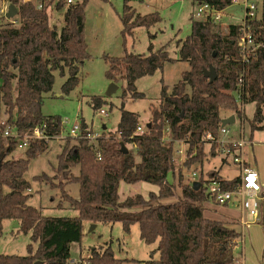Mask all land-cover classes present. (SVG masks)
<instances>
[{"label": "trees", "instance_id": "obj_1", "mask_svg": "<svg viewBox=\"0 0 264 264\" xmlns=\"http://www.w3.org/2000/svg\"><path fill=\"white\" fill-rule=\"evenodd\" d=\"M89 0H79L64 8V26L61 30L51 23L47 8L39 11L33 4H19L10 0L18 12V23L9 20L0 24V120L15 127L20 135L32 133L34 128L46 124L45 131L53 138L63 129L58 115H44V94L52 90L55 76H68L62 90L69 93L80 82L81 68L91 58L86 43L85 7ZM206 2L224 10L233 0H193ZM261 3H259L260 6ZM259 17L250 22L257 46L253 53L242 52L240 24L230 23L220 28L212 20L191 18V33L177 40L179 58L189 63L181 79L169 92L163 85L158 107L152 109L151 120L141 125L139 115L122 109L116 134L109 138L100 135L91 142V130L80 125L78 143L70 144V137L58 155L57 174L65 182L56 183L57 177L46 174L35 176L45 180L52 188H61V199L77 210L76 216H47L28 204L30 181L25 177L31 159L48 149L42 139L30 141L25 155L15 157L19 139H0V237L6 219L18 221L19 231L30 234L26 255L0 254V264H68L71 245L81 242L84 222H121L125 233L133 224L139 225L140 238L148 244L157 243L150 259L143 264H233L234 248L241 233L223 220L205 216L206 197L202 188L195 190L193 183H184L181 170V194L176 201L163 199L176 195L175 186L168 176L176 169L177 141L187 145L184 165L201 162L207 145L203 137L207 132L217 135L222 124L223 111H232L241 120L246 119L244 105L255 103L251 124L254 129L264 128V0ZM161 20L158 12L142 15L127 3L123 7V35L138 26L151 27ZM170 41L158 50L149 45V54L130 53L122 56L106 55L109 62L106 77L114 82L124 79L123 97H143L136 81L162 69L173 61L168 50ZM246 55V56H244ZM214 69L213 81L205 71ZM242 81V82H240ZM239 90L240 98L235 96ZM100 99L93 106H102ZM150 123L149 126L147 124ZM169 130V133L167 131ZM73 137V136H72ZM168 138V139H167ZM122 144L128 152L122 150ZM211 154H217L215 144H208ZM78 168V173H74ZM211 177L223 180L224 188H234L239 176L224 180L217 173ZM79 185L78 197L65 190V185ZM148 182L159 187L148 196L136 194L120 199L121 183ZM62 200L58 204L62 206ZM259 224L264 226V207ZM158 257H154V253ZM140 264L138 260L116 256L111 245L93 248L87 264Z\"/></svg>", "mask_w": 264, "mask_h": 264}, {"label": "rangeland", "instance_id": "obj_2", "mask_svg": "<svg viewBox=\"0 0 264 264\" xmlns=\"http://www.w3.org/2000/svg\"><path fill=\"white\" fill-rule=\"evenodd\" d=\"M260 4L259 14L263 10L262 1L255 0ZM127 3L136 13L142 15L158 12L161 20L151 27L138 26L133 32L123 35L124 24L122 21L123 7ZM7 5L5 0H0V10ZM243 0H233V3L224 11L223 24L241 23L244 17ZM198 5L192 0H89L85 7V30L84 35L88 45L91 58L86 60L81 68L80 82L77 87L66 93L62 90V85L66 81V75H61L59 71L54 72L55 81L50 92L44 94L42 113L44 115H58L65 120V125L59 136L48 141V149L31 159L25 177L30 181L31 189L29 205L37 207L47 216H76L78 211L70 207V203L61 199V188H52L45 180L36 179L35 176L49 175L57 177L56 183L65 182L64 176L57 174L59 158L66 143V138L70 137V130L73 126H80L83 122L91 130V142L101 134L106 138L110 134H116L122 109L134 112L139 115L140 124L144 125L151 120L152 109L158 107L161 100V90L165 85L170 92L173 86L181 79L182 72L190 68L187 61L179 58L177 40L184 39L191 33V18L197 12ZM64 8L49 11L52 24L58 29L64 26ZM0 19V24L4 23ZM224 29V26H220ZM170 41L168 50L173 61H168L162 69H158L152 75H146L136 81L137 90L144 93L143 97L133 98L129 93L123 97L126 81L120 79L115 82L117 90L108 95L112 80L106 77V70L109 62L106 55L122 56L126 49L130 53L149 54V45H153L154 50H158ZM1 82V81H0ZM113 89V88H112ZM102 101L101 108L93 106V100ZM104 109L107 115L101 114ZM256 106L250 102L244 105L246 119L244 120L247 134H251L250 121L253 118ZM232 111H223V117L231 114ZM264 115V107H263ZM3 117L2 119H4ZM240 118L230 124L237 134L241 129ZM264 124H260V127ZM104 126L107 128L104 129ZM70 137V144H77L78 138ZM254 163L264 177V128L254 129ZM130 148V145L127 146ZM207 144L204 148L205 155L201 162L192 166L184 165L187 158V145L182 141H177L175 172L168 176L171 184L175 186L176 195L163 199V202L176 201L181 194L179 186V174H183V182L191 183L195 180L202 181L204 190L207 181L212 173H217L224 178H235L240 176V166L231 160H225L220 154H211ZM261 149V150H260ZM180 150V151H179ZM15 157L25 155L24 149H17ZM253 157V156H252ZM251 159V158H250ZM74 173L79 169L74 168ZM193 172L197 175L193 176ZM264 179V178H263ZM159 187L148 182H138L135 184L123 183L120 188V199L124 200L128 196L143 194L148 196L149 192H157ZM65 190L73 197L79 195V185L75 182L65 185ZM62 200V206L58 204ZM205 216L211 219L223 220L241 233V237L234 248L235 259L244 257L247 264H264V226L249 215L245 214L244 219L249 223L243 226L240 222L241 210L237 205H219L210 199L204 201ZM15 223L6 220L3 227V235L0 237V253L26 255L27 246L31 243L30 234H26L14 227ZM111 245L116 256L122 259L142 261L150 259V254L157 248V243L148 244L140 238L139 225L133 224L129 233H125L121 222H99L96 227L90 222H84V236L81 242H74L71 245V258L88 259L93 248L102 249ZM158 257V253H154ZM125 264H133L127 262ZM233 264H237L236 261Z\"/></svg>", "mask_w": 264, "mask_h": 264}, {"label": "built area", "instance_id": "obj_3", "mask_svg": "<svg viewBox=\"0 0 264 264\" xmlns=\"http://www.w3.org/2000/svg\"><path fill=\"white\" fill-rule=\"evenodd\" d=\"M7 5L5 8L0 10V19H4L5 22L9 20L13 24L18 23V12L12 18H7L6 13L10 0H5ZM19 4H33L35 8L39 11L47 8V11L53 9H58V4L64 1V8L69 5L76 4L79 0H17ZM193 1V0H192ZM198 5L197 12L193 14V17L198 20H212L215 24L224 26L226 29L227 25L223 24L224 10L215 8L206 2H194ZM244 5V17L240 24L241 39L240 46L242 52L249 54L253 53L257 46L254 43V35L250 26V22L259 17V2L255 0H243ZM246 56V55H244ZM242 82V81H240ZM235 96L239 99V90L235 93ZM101 114L107 115L104 109L100 110ZM237 117V116H236ZM241 129L236 134L231 128L230 124L222 125L217 132V135L212 132H207L203 139L206 144H215L217 154L224 157L225 160H231L233 163L240 166L241 174L239 180L234 188H224L223 180L215 177H210L207 181L206 187L203 193L207 199L212 200L219 205H230L234 204L241 210L240 222L243 226L249 223L244 219V215L247 214L254 219V222L259 223L262 216V209L264 207V180H262L259 171L250 162L248 156L253 147V141L251 135L247 134L245 130L244 120H241ZM65 120H62V124L65 125ZM46 124L42 126H37L34 128L32 133H27L20 135L18 131L7 123L5 119L0 120V139L5 137L17 138L19 139L18 148L26 150L29 147L30 141L42 139L49 141L53 139L45 130ZM80 126L75 125L70 130V135L76 137L79 135ZM145 131L144 126L140 125L137 128V132L142 133ZM169 133V130L167 131ZM90 138H94L89 135ZM168 139V138H167ZM180 151V150H179ZM193 176L197 173L193 172ZM201 183L200 188H202V181L195 180ZM194 181V182H195ZM191 182V183H194ZM199 188V189H200ZM198 189V190H199ZM237 264H247L244 257L235 259ZM68 264H87L86 259H69Z\"/></svg>", "mask_w": 264, "mask_h": 264}, {"label": "water", "instance_id": "obj_4", "mask_svg": "<svg viewBox=\"0 0 264 264\" xmlns=\"http://www.w3.org/2000/svg\"><path fill=\"white\" fill-rule=\"evenodd\" d=\"M15 15H17V9H16V7L13 4H10L9 8H8V12L6 13V16H7V18H12ZM205 75L207 77H209L211 81H213L215 79V77H216V72H215L214 69H211L209 71H205ZM117 88H118L117 84L115 82H111V88L108 91V95H110L113 92H115L117 90ZM234 121H235V115H232V116H230L228 118H224L222 120V125L232 124V123H234ZM149 125H150V123L147 124V126H149ZM122 150L124 152H128V147H126L125 144H122ZM0 164H1V160H0ZM200 186H201V183L199 181H195L193 183V188L195 190H198L200 188ZM16 225L18 226V224H16ZM92 226L96 227V223H92ZM34 264H43V263H42V261H36Z\"/></svg>", "mask_w": 264, "mask_h": 264}, {"label": "crops", "instance_id": "obj_5", "mask_svg": "<svg viewBox=\"0 0 264 264\" xmlns=\"http://www.w3.org/2000/svg\"><path fill=\"white\" fill-rule=\"evenodd\" d=\"M232 115H235V114H233L232 112H231V114H229V115H227L226 117H223V119L224 118H228V117H230V116H232ZM223 116V115H222ZM236 120H237V117H236V115H235V121L234 122H236ZM107 127L106 126H104V129H106ZM252 141H253V134H252ZM260 148H263L264 146L263 145H260L259 146ZM261 150V149H260ZM254 143H253V147H252V149H251V152H250V154H249V156H248V158H249V160H250V162L255 166V168L258 170V168H257V166H256V163H254ZM253 156V157H252ZM251 158V159H250ZM259 171V170H258ZM214 173V172H213ZM212 173V174H213ZM260 173V172H259ZM212 176V175H211ZM260 176H261V174H260ZM221 177V176H220ZM238 177V176H237ZM221 178H223L224 180H226V179H228L229 180V178H224V177H221ZM261 178H262V176H261ZM264 178V177H263ZM262 178V180H264ZM122 185H123V183H121V186H120V188L122 187ZM6 220H8V221H10V223L12 224V223H15L13 226L14 227H17L16 229L18 230V228H19V222L18 221H14V220H10V219H6ZM6 220H4V222H3V227H4V223L6 222ZM16 224H18V226L16 225ZM96 226H97V224H96ZM0 254H3V253H0ZM70 259H75V258H70Z\"/></svg>", "mask_w": 264, "mask_h": 264}]
</instances>
